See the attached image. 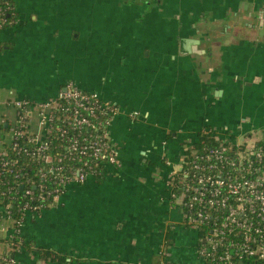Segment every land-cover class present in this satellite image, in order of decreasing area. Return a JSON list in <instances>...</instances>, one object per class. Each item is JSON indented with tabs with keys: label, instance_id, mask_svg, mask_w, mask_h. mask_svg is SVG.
<instances>
[{
	"label": "crops",
	"instance_id": "obj_1",
	"mask_svg": "<svg viewBox=\"0 0 264 264\" xmlns=\"http://www.w3.org/2000/svg\"><path fill=\"white\" fill-rule=\"evenodd\" d=\"M14 1L22 24L0 32V151L15 102L44 103L72 83L116 106L121 162L23 224L65 261L19 248L16 264H160L180 235L191 255L168 183L204 129L264 142V0ZM3 213L0 199V257L14 227Z\"/></svg>",
	"mask_w": 264,
	"mask_h": 264
},
{
	"label": "built area",
	"instance_id": "obj_2",
	"mask_svg": "<svg viewBox=\"0 0 264 264\" xmlns=\"http://www.w3.org/2000/svg\"><path fill=\"white\" fill-rule=\"evenodd\" d=\"M5 17L0 8V31L7 24ZM14 105L12 140L0 151V179L6 186L0 191L2 202L6 196L18 201L31 164L38 167L39 180L31 183L33 190L25 189L24 197L31 202L52 199L54 204L69 186L85 185L90 178L102 177L105 167L121 164L110 137L117 108L97 93L71 83L47 102ZM189 142L168 187L170 202L181 211V226L199 237L192 264H264L263 140L253 133L209 128L196 144ZM2 207L14 222L13 233H21L26 219L41 209L25 203L20 210L24 219L16 223L12 207ZM160 254V264H180L168 252ZM0 264H16V258L3 255Z\"/></svg>",
	"mask_w": 264,
	"mask_h": 264
},
{
	"label": "trees",
	"instance_id": "obj_3",
	"mask_svg": "<svg viewBox=\"0 0 264 264\" xmlns=\"http://www.w3.org/2000/svg\"><path fill=\"white\" fill-rule=\"evenodd\" d=\"M0 8H2L5 11L6 13L5 18L7 19V24L4 26V28L1 31L12 28V27L14 28L22 24L20 16L17 11V5L14 0H0ZM201 139L205 140L206 142L208 141V139H205V138H201ZM37 168L38 167L34 164H31V166L28 167V171H27L28 174L23 179V182H24L23 186L25 187L26 190L27 189L33 190L34 185H32L31 183L39 180V178L36 176L37 171H38ZM3 181L4 179H0V191L1 192L6 191V186H3V183H2ZM7 181L11 182L9 186L12 185L13 179L11 177H9ZM47 187H48V190L53 189L51 186H47ZM25 189L19 190L20 194L18 197V201H13L12 196L11 197L6 196L2 202V205H6V206L10 205L12 207L10 211L16 223L24 219V214L20 212V210L25 205V203H31V206L33 205L36 207H40L41 209H40L39 214H41L42 211H49L55 205L52 199L41 201V202H37V201L31 202L28 198L24 197ZM8 242L10 246V251L5 254L6 257L15 258L19 248H23V249L25 248L30 252L35 251L37 254V257L45 262L65 261V258L60 256L55 250L45 249L43 247H36V245L33 244V242L26 240V238L21 233H12Z\"/></svg>",
	"mask_w": 264,
	"mask_h": 264
},
{
	"label": "rangeland",
	"instance_id": "obj_4",
	"mask_svg": "<svg viewBox=\"0 0 264 264\" xmlns=\"http://www.w3.org/2000/svg\"><path fill=\"white\" fill-rule=\"evenodd\" d=\"M79 3H80L79 0H76V2L74 1V5L75 6H80L83 2H81L80 4ZM84 3H85V1H84ZM75 14H77V13H75ZM74 24H80V21H79L78 18L75 19ZM75 37H76V35H75ZM168 229H169V227H167V230ZM187 232L194 239V241L191 243V244H193V243L194 244L190 247V253H191V255L188 256V250L189 249L186 247V246H188L186 244L188 243V239H189V236H187V235L186 236L180 235L178 237V239H177V242H179V243L176 244L174 247H169L167 245H164V247H163V250H164L163 253L164 254L167 253V252L169 254H171V255L173 254L175 257H178V259H181L183 262L182 261H180V262H182L183 264H191L192 263V260L193 261H194V259L196 260V249L194 250V246H195V244H197L198 238H199L196 232L194 233L193 231H189V230H187ZM180 243L181 244H184V246L181 245ZM180 245L183 246V247H181ZM179 256L181 258H179ZM160 259H161V256H159V255L156 256L155 259H154V264H156Z\"/></svg>",
	"mask_w": 264,
	"mask_h": 264
}]
</instances>
